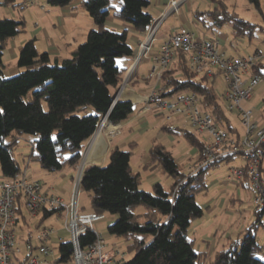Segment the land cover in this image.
Listing matches in <instances>:
<instances>
[{
  "label": "trees",
  "instance_id": "1",
  "mask_svg": "<svg viewBox=\"0 0 264 264\" xmlns=\"http://www.w3.org/2000/svg\"><path fill=\"white\" fill-rule=\"evenodd\" d=\"M17 1L0 0V4L9 6ZM46 1L50 6L60 8L73 2ZM117 2V6H113L112 0H84L82 7L96 25L86 41L70 57L61 60L48 52H40L35 40L30 39L19 51L17 65L21 72L9 78L5 76V50L11 40L25 32L26 21L24 18L0 20V169L4 178L14 180L24 174L15 149L25 135L36 137L30 162L39 163L48 173H57L68 167L77 170L87 142L96 134L104 116L109 114L108 121L116 125L127 122L135 114L136 107L131 101L119 100L113 105L126 72L120 61L130 59L134 49L128 42L126 31H115L106 22L113 16L138 32L145 31L154 19L148 12L152 1ZM249 2L260 9V0ZM213 3L214 9L194 13L200 27L214 33L224 25H230L235 38L254 35L257 24L230 12L224 2ZM21 5L28 4L22 0ZM254 68L255 73L264 77V61H259ZM217 81L192 72L188 54L178 50L163 75L162 85L166 91L158 95L157 100L194 93L220 126L238 135L239 130L228 116L226 103L216 90ZM162 132L184 135L198 149L195 165L201 163L204 142L199 135L169 123L162 127ZM136 145L131 143L130 150L113 147L106 164L87 166L83 179V192L89 196L91 211L117 215L108 232L131 242L130 249L135 254L131 260L120 264H207V253L198 252L189 236L192 223L205 214L197 196L208 188L206 176L209 169L233 159H219L186 174L172 152L161 142L154 141L143 168L159 169L172 178L173 183L166 189L157 182L149 192L141 188V174L135 173L131 165ZM59 211L42 209L36 227ZM17 212V223L27 218L21 201ZM261 212L246 230L243 242L231 239L227 246L215 252L211 264H264L263 246L253 233V228L260 222ZM27 242L33 243L30 238ZM79 242L81 248L86 249L96 242V235L88 230L80 236ZM57 246L56 264H71L72 242L61 241ZM25 260L23 258L21 264H25Z\"/></svg>",
  "mask_w": 264,
  "mask_h": 264
},
{
  "label": "built area",
  "instance_id": "2",
  "mask_svg": "<svg viewBox=\"0 0 264 264\" xmlns=\"http://www.w3.org/2000/svg\"><path fill=\"white\" fill-rule=\"evenodd\" d=\"M30 6H38L37 0H25ZM191 0H170L165 9L145 31L138 32V45L130 57V66L119 85L116 100L134 92L132 78L149 59L153 62L150 76L155 85L143 96V112H153L166 123L173 119L183 123V128L195 132L204 142L203 160L193 169L196 171L224 158H243L245 164L232 167L228 183L243 186L252 194L251 206L256 213L264 209V127H260L253 111L245 108L244 102L252 98L256 87L264 77L255 73V65L263 58L259 51L243 56L228 58L221 50L219 41L211 38L200 27L187 28L170 26L169 33L163 38L157 49L160 31L165 21L178 15L182 4ZM182 50L188 54L192 72L216 78L224 85L223 99L227 112L237 115L244 127L243 135L231 134L220 126L210 112L202 107L200 98L194 93L176 94L171 98L157 100L158 95L166 91L162 85L164 72ZM101 119L98 130L101 131ZM101 125V126H100ZM121 126H118L120 134ZM114 135V136H115ZM88 149L72 180L70 198L65 201L55 192L45 191L41 181L23 174L17 179L0 180V264H16L19 257L26 258L25 264H56L58 256L51 244L55 233L53 226H45L35 236L36 243L21 245L16 233L18 212L21 201L25 210L35 217L42 209H60L57 215L63 219L64 229L72 236L73 260L71 264H120L125 254L119 248L105 244L98 233L96 224L103 215L82 209L83 179L87 166ZM88 230L96 235V242L86 249L81 248L79 238Z\"/></svg>",
  "mask_w": 264,
  "mask_h": 264
},
{
  "label": "rangeland",
  "instance_id": "3",
  "mask_svg": "<svg viewBox=\"0 0 264 264\" xmlns=\"http://www.w3.org/2000/svg\"><path fill=\"white\" fill-rule=\"evenodd\" d=\"M181 1V0H178ZM196 1V3H201L200 9L203 10H212L215 8L216 2H224L230 12H236L240 17L257 24L258 27L254 32V35L249 37H238L235 38L233 34L232 27L230 25H224L218 30L220 33L228 34L229 39L226 46L229 49L228 54H245L247 53L250 45H257L264 49V0H260V9H257L249 0H191ZM38 6L24 5L22 6V0H18L14 5L4 6L0 4V20L4 18L20 20L22 18L26 21V30L20 35H25L33 29L43 26V19L40 17L49 13L53 6H50L46 0H37ZM113 6H117V0H112ZM41 6L44 9H41ZM7 10L10 11L7 12ZM60 10V9H59ZM61 11V10H60ZM52 14V12H50ZM156 18V17H155ZM43 20V21H42ZM82 18H80V21ZM209 36H217V32H211L203 27H201ZM59 29V28H58ZM59 31V30H58ZM130 44L135 49L136 46L133 45L132 40L130 39ZM235 57V56H234ZM154 79V78H153ZM151 87L155 84V79L150 83ZM264 84V83H263ZM262 84V85H263ZM216 90L218 94L223 98L224 85L219 80L216 83ZM224 103V102H223ZM45 109L48 107L45 104ZM138 107H136L137 109ZM139 110V109H137ZM136 110V111H137ZM146 118L151 122H154L156 125L150 127L149 132L139 133L136 130L132 132L127 129L122 130L118 134V142L125 141L124 150H130L131 143L135 142L137 145L134 148V153L131 160V165L135 173L140 172L142 178L141 188L151 192L153 190V185L157 182L161 183L166 189H169L173 183V179L163 174L159 169L155 170H145L141 164L138 163L137 153L139 147H141L147 141L152 143V141H158L164 144L168 150L172 152L174 157L178 160L182 166L184 173H189L192 171L197 164V148L194 147L184 135H170L168 133L162 132V127L167 124L165 118L160 116H154L155 113L147 112ZM228 113V112H227ZM233 124L238 128L241 135L244 134V127L239 122L237 115L228 113ZM156 117V118H155ZM109 122V121H108ZM169 124L183 128V123L173 119ZM101 126V125H100ZM122 129V128H121ZM120 129V130H121ZM161 132V133H160ZM122 134V136H120ZM156 138V140H155ZM95 139V138H94ZM36 137L33 135H25L21 139V143L15 149V155L18 158L19 162L23 164V161L28 162V156L30 157L32 151V145L35 143ZM152 145V144H151ZM151 145H148L151 147ZM150 147H147V152H149ZM133 148V147H132ZM138 149V151H136ZM140 152V151H139ZM139 155V154H138ZM245 164V160L242 158H235L230 161L220 162L216 167L209 169L206 176L207 181V190L206 192L199 194L197 196L198 203L205 208V214L203 218L197 219L192 223L190 227L189 236L194 241L195 249L198 252L207 253V264H211V260L215 252L223 249L228 245L230 240H239L243 242L246 230L256 222L254 216L253 207L250 204L252 202L251 192L244 188L243 186H237L234 183H228L227 179L229 176L230 169L232 167L242 166ZM31 167H39V163L32 161ZM227 191L229 193L228 202L225 207L220 206L216 212L212 213L211 208L213 204L211 202L215 199L220 198L221 192ZM233 198V204L230 205V201ZM230 200V201H229ZM68 201V200H67ZM82 203L86 206V209L90 210L89 196L83 192L82 194ZM211 205V207H209ZM230 205V206H229ZM229 207V208H228ZM25 216L28 219V222L31 227H27V231L34 234L37 233L36 227L33 224V221H38V218L33 220V216L24 209ZM256 213V211H255ZM118 216L110 213H104L103 219L96 224V229L99 234L102 235V238L105 244L109 249L119 248L124 254L123 261H129L133 258L135 252L130 249V244L128 240L123 237H118L110 234L108 232V226L114 223L117 220ZM115 219V220H114ZM114 220V221H112ZM54 223L53 227L55 229V234L62 236V240H72V236L64 229L63 219H58L57 216L48 218L45 222V225H50ZM57 232V233H56ZM253 233L256 235L258 242L263 246L264 250V217L262 222H259L256 227L253 228ZM212 234V236L210 235ZM26 235L28 236L27 232ZM214 235V237H213ZM212 238H211V237ZM208 238H211L210 241H207ZM57 237H53V241H57ZM119 240V242H118ZM34 244L36 243V238L33 237ZM59 242V241H57ZM52 244V241H51ZM57 243H53L54 248L58 246ZM57 250V249H56ZM264 258V253L262 255Z\"/></svg>",
  "mask_w": 264,
  "mask_h": 264
},
{
  "label": "crops",
  "instance_id": "4",
  "mask_svg": "<svg viewBox=\"0 0 264 264\" xmlns=\"http://www.w3.org/2000/svg\"><path fill=\"white\" fill-rule=\"evenodd\" d=\"M83 1L84 0H73L71 5L64 7V8L52 7L51 10H54V11H49V13H45L40 17L41 19L44 20V21L42 20L44 22L42 27L33 29L27 34L19 35L15 39L11 40L4 54V60H5V63L7 64L5 76L9 78V77L18 75L21 72V69L17 65L19 51L21 47L30 39L35 40L36 47L40 52H48L52 57H57L61 60L70 57L73 51L80 44L86 41L88 33L91 30L96 28V25L93 19L89 15H87V13L84 11L82 7ZM151 1L152 3H151V6L148 8V12L151 13L154 18L155 17L157 18L160 15V13L165 9V7L168 5L170 0H151ZM201 6H202L201 3H196V1H193V2L187 1L183 3L179 14L170 16L165 21L163 27L161 28L160 39L157 42V49L160 46L163 38L169 33L170 26L187 27V28H192V29L196 28L197 26H200L197 19L195 18L194 13L197 10H201L200 9ZM7 12L10 13L9 10H7ZM50 12H52V14ZM80 18H82L81 21H80ZM106 25L109 28L115 31H118V32L126 31L128 33L129 44H130V39H131L133 42V45H135L137 48L138 41H139L138 36H137L138 31H136L135 28H133L131 25L120 22L116 20L113 16L108 17ZM209 37L219 41L220 48L225 53L226 57L233 58L234 56L240 55L238 53L233 54V55L228 54L229 49L226 46L228 39H229L228 34L217 32V36H209ZM254 51H259L263 55V58L260 61H264V49H262V47L257 46V45H250L247 53L241 54V55L246 56V55L252 54ZM130 63L131 61L129 58L122 59L120 61V64L123 67H125L126 71L128 70ZM152 67H153V62L151 61V59L147 60L141 66V68L139 69V72L132 78L131 85L133 86L134 92L128 93L126 96L119 99L122 101H131L132 103L135 104V107H138L137 109L139 110L136 109L137 111L135 112V114L127 122L123 124H116L114 127H112L111 130H108V138H104L106 146H103V147L100 146L101 147L100 151L97 149V152L95 154L96 158L99 160L95 163H89V165H98V166L105 165L107 162L109 151L113 147H119L121 149H125L124 147L127 143H125V141L118 142V135H115L116 133H118V126H121L122 128L120 130V133L122 132V130L128 128V130L131 132L133 130H136L139 133L143 134V133L149 132L150 127H152L153 125L154 126L156 125L154 122L150 123V121L146 118L148 113L143 112L145 104L143 103V100H142L143 96L147 95L150 92V90L154 87V86L151 87V84H150L152 80H154L150 76ZM125 75H126V72L124 76ZM263 83H264V80L256 87L252 98L244 102L245 108L251 109L253 111L254 118L260 127H264V84ZM154 116H157V115L154 114ZM238 134L241 135L240 133ZM120 136H122V134ZM93 142H94V137L90 141L87 142V147H86V149H88L87 154L90 152ZM151 144L149 141H147L141 147H139L140 145H138V149L140 152L138 151V149L136 150L138 151L137 159H138V163L141 164L142 166H144L149 160L147 147H150L148 145H151ZM28 159H29V156H28ZM176 161L180 165L177 159ZM31 163L32 162L30 161L25 162L24 160L23 164H21L23 171H24L23 173L26 176H29L31 178L41 181L45 191L55 192L56 195L60 196L65 201L69 200L71 190H72V180H73L74 175L76 174V170L68 167L57 173H48L47 171L39 167L32 168ZM262 168L264 170V160L262 162ZM2 178H4V176L2 175L1 169H0V180ZM227 184H228V181H227ZM229 196L230 195L227 191L224 190L223 192H221L220 198L215 199L211 202V204H213V207L211 208V212L212 213L216 212L218 209H220V206L225 207L226 203L228 202ZM231 200L232 201L229 200L230 205L233 204V198ZM249 205H251V202ZM82 206L84 207V211L86 212L91 211V209L88 211L86 209V206L83 205V203H82ZM209 207H211V205H209ZM261 211L262 212H261L260 222H262V218L264 217V209ZM253 213H254L255 218L257 219V216H256L257 213H255V211ZM54 216H57L58 219H62V217L57 214ZM35 218H38V221H39L41 219V216L37 215L33 217V220ZM38 221L36 220L33 221L34 222L33 224L35 225V227ZM45 222H43V225H41L40 227H36L37 233L42 228L47 226L45 225ZM53 224L50 223L51 226H54ZM31 225L32 224L28 222L27 218L25 220L21 219L17 223L16 233L18 236V241L21 243V245L26 243L29 238L31 242L34 243L33 237H35L37 233L34 234L26 230L27 227L29 226L31 227ZM26 232L28 236L26 235ZM210 235L212 236V234ZM53 237H57L58 238L57 241L59 242L53 241ZM211 238H208L207 241H210ZM62 239H63L62 236L57 233L52 236L51 241H52V244L53 243L59 244L61 241H65ZM22 259H23V256L22 257L20 256L16 264H21L20 261H22Z\"/></svg>",
  "mask_w": 264,
  "mask_h": 264
},
{
  "label": "bare ground",
  "instance_id": "5",
  "mask_svg": "<svg viewBox=\"0 0 264 264\" xmlns=\"http://www.w3.org/2000/svg\"><path fill=\"white\" fill-rule=\"evenodd\" d=\"M114 126L115 125H112L110 122L108 123V121H104L103 122L102 129L96 135V137L94 139V142L92 143L91 150H90V152L87 155L86 163H95V162H97L99 160L95 156V154L97 152V149L100 151V148L101 147L106 146L105 145V141H104L105 139L104 138H108V130H111L112 127H114ZM103 152H105V151H103Z\"/></svg>",
  "mask_w": 264,
  "mask_h": 264
},
{
  "label": "water",
  "instance_id": "6",
  "mask_svg": "<svg viewBox=\"0 0 264 264\" xmlns=\"http://www.w3.org/2000/svg\"><path fill=\"white\" fill-rule=\"evenodd\" d=\"M117 96V95H116ZM118 100H116V97H115V99H114V102H113V105H115V103L117 102ZM108 117H109V114H107L106 116H104L103 118H102V120L103 119H107L108 120Z\"/></svg>",
  "mask_w": 264,
  "mask_h": 264
}]
</instances>
